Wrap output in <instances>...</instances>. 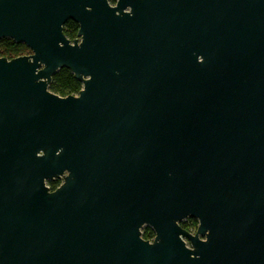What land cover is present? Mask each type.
<instances>
[{
  "label": "water",
  "instance_id": "1",
  "mask_svg": "<svg viewBox=\"0 0 264 264\" xmlns=\"http://www.w3.org/2000/svg\"><path fill=\"white\" fill-rule=\"evenodd\" d=\"M6 38L0 264H264V0H0Z\"/></svg>",
  "mask_w": 264,
  "mask_h": 264
},
{
  "label": "trees",
  "instance_id": "2",
  "mask_svg": "<svg viewBox=\"0 0 264 264\" xmlns=\"http://www.w3.org/2000/svg\"><path fill=\"white\" fill-rule=\"evenodd\" d=\"M78 25L73 21H68L64 26V34L71 42L77 39L78 33ZM0 47L2 51H0V57L7 58L9 60L24 56L22 50L24 45H17L10 41L0 42ZM50 91L60 97H68L71 95H78L82 89V84L77 81L73 74L67 69H61L58 71L53 79L52 83L49 87ZM60 182H52L49 183V186L52 190H55ZM181 226L190 231L195 232L198 227V222L195 219H189L188 221L181 224ZM143 238L145 240H153L155 234L150 228H146L143 230Z\"/></svg>",
  "mask_w": 264,
  "mask_h": 264
},
{
  "label": "flooded vegetation",
  "instance_id": "3",
  "mask_svg": "<svg viewBox=\"0 0 264 264\" xmlns=\"http://www.w3.org/2000/svg\"><path fill=\"white\" fill-rule=\"evenodd\" d=\"M111 5H112V6H115V3L111 2ZM5 40H6V41H10V42H12V43H14V44H17V43H15L13 40H11V39H7V38H6V39H2V40H0V42H3V41H5ZM17 45H20V44H17ZM21 45H23V44H21ZM59 185H60V184H59ZM59 185H58V186H59ZM154 237H155V236H154ZM153 239H154V238H153ZM151 241H152V240H151Z\"/></svg>",
  "mask_w": 264,
  "mask_h": 264
},
{
  "label": "rangeland",
  "instance_id": "4",
  "mask_svg": "<svg viewBox=\"0 0 264 264\" xmlns=\"http://www.w3.org/2000/svg\"><path fill=\"white\" fill-rule=\"evenodd\" d=\"M188 220H189V219H188ZM188 220H186V221H188ZM186 221H185V222H186ZM144 229H146V228H143V229H142V232H143ZM192 233H194V232H192Z\"/></svg>",
  "mask_w": 264,
  "mask_h": 264
}]
</instances>
